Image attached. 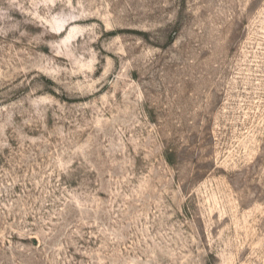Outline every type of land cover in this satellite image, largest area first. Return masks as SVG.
I'll return each mask as SVG.
<instances>
[{"label":"rangeland","instance_id":"1","mask_svg":"<svg viewBox=\"0 0 264 264\" xmlns=\"http://www.w3.org/2000/svg\"><path fill=\"white\" fill-rule=\"evenodd\" d=\"M0 264H264V0H0Z\"/></svg>","mask_w":264,"mask_h":264}]
</instances>
